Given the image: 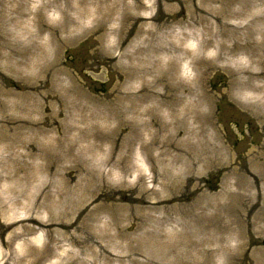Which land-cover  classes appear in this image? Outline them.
<instances>
[{
    "label": "rangeland",
    "instance_id": "obj_1",
    "mask_svg": "<svg viewBox=\"0 0 264 264\" xmlns=\"http://www.w3.org/2000/svg\"><path fill=\"white\" fill-rule=\"evenodd\" d=\"M134 1L125 0L116 8L118 0H0V204L5 205L0 207V223L11 222L16 215L73 225L68 234L57 227L48 237L31 224L37 233L14 240L10 247L3 245L8 238L0 231V262L9 259L17 264L19 255L28 263L27 251L42 255L46 243L50 252L41 264H118L100 259L98 243L104 241L100 244L108 252L124 256L139 252L138 261L154 264L148 260L162 256L149 242L146 249L138 247L142 241L127 249L104 238L121 234L125 245L128 238L143 239L154 229L156 236L149 237L158 240L157 249L167 250L166 257L176 253V260L183 259L170 264L199 260L225 264V255L227 264H264V151L260 149L264 111H257L231 86L245 77L241 68L248 72L247 56L256 61L258 55L264 64L263 36L251 49H242L243 59L239 56L235 63L223 52L219 56L216 47L198 52L197 39L190 38L186 45L196 53H190L184 66L170 64L174 83L186 91L197 86L211 100L205 116L220 128L216 144L227 148L207 163L190 161L193 167L186 174L177 169L169 174L165 167L170 157L160 155L156 146L153 151L140 150L139 144L126 148L131 128L141 129L145 121H152L151 111L143 113V107L152 108V100H143L138 114H129L124 124L76 112L73 106L90 99L88 110L95 107L97 112L105 105L101 100L111 93L108 103L121 97L118 92L126 86L134 84L137 89L132 92L140 95L146 93L138 91L141 85L146 89L152 83L148 74L145 83L132 79L150 56L146 36L138 34L137 25L146 23L143 28L150 31L151 21L120 24L114 21L118 16L114 11L112 21L104 22L108 11L121 12ZM152 4L155 7L146 11L149 17L157 14L161 3L152 0ZM171 5L165 13H174ZM170 25L178 29L175 21ZM196 28L201 31L202 24ZM124 53L127 56L122 58ZM194 59L200 64L192 63ZM164 61L162 68L168 63ZM263 70L264 65L259 71ZM193 99L187 92V101ZM209 132H213L210 127ZM184 136L175 135L172 144L176 146ZM182 163L178 161L176 167ZM14 171L18 176L6 178ZM144 189L151 191V201L161 200L158 210L147 213L146 205L130 199L141 196ZM199 202L200 215L194 218ZM163 217L167 221L161 228L157 220ZM199 218L200 226L193 222ZM184 226L188 235H180ZM157 229H163L162 234L157 235ZM130 260L120 264H133Z\"/></svg>",
    "mask_w": 264,
    "mask_h": 264
},
{
    "label": "bare ground",
    "instance_id": "obj_2",
    "mask_svg": "<svg viewBox=\"0 0 264 264\" xmlns=\"http://www.w3.org/2000/svg\"><path fill=\"white\" fill-rule=\"evenodd\" d=\"M124 1L125 0H118V2L115 3V7L121 6ZM158 1L161 4L155 16L151 15L149 17L150 13H146L147 10L150 11L155 7V4H152V0H137L136 2L134 1V3L131 2L126 4L125 7L123 6L124 8L121 9L123 10L121 12L113 8L108 11L104 19L105 24L107 23L108 25L112 21V18H114L112 15L116 12L118 16L114 21H120V24H122L123 20L133 21L136 24L140 22L142 18L151 21V24L148 25L151 29L150 31L143 28L146 23L137 25L138 34L146 36L144 42L147 44V52H150V56L144 61V63L147 64L146 67L137 71L136 78H132L145 83L146 80L144 78L147 74L153 76V81L152 83L149 82L148 88L145 89L141 85L138 89L139 92L146 91V93L140 95L133 93L132 90L137 89L133 84L134 87L129 85L126 86L124 90H120L118 94L120 95V93H122L123 95L113 99L112 103H108L110 98L113 97L112 93L109 99L101 100L105 105L103 107L99 106L97 112H95V107H93L92 111L88 110L89 103L93 104L90 99H85V104H83L81 100L76 101L73 106L76 108V112L87 113L95 117L97 116L100 119H105V121L115 120L119 122V124H124L127 122L129 114L133 116L136 115V112L138 114V107L142 105L143 100L146 102L152 100V108L150 107L148 109L143 107V113L148 114L149 111H151L149 116L152 117V121H145L141 129H138L136 126L131 128V136H129L130 142L126 145V148L131 145L139 144L140 150L153 151L154 146H156L160 151V155L166 156L167 158L170 157L165 167L169 174H173L172 172L176 169L186 174L190 171V168L193 167L190 165V161L199 163L203 160V163L205 161V163H207L216 158V156H221L222 152L227 148L224 145L216 144L217 137H215V135L218 133V135H220V128L216 126L214 121L209 120V117L206 118L205 116V108L211 100L207 99L206 94L201 92L200 88L197 86L194 89L186 91L183 85L174 83L173 77L169 75L170 64L181 63V66H184L185 64L183 65V63L186 62V59H189L190 53H196V50H189L186 45L190 38L197 39L199 43L198 52H200V49L205 50L210 47H216L215 49L219 51V56L221 52L226 56H230L228 57L229 62L235 63V61H240L241 58H238L239 56L242 57V55H239L240 51L242 49H251L252 45L257 44L260 36L264 37V0ZM170 4H173L171 6L174 9V13L167 14L165 11L170 7ZM93 21H96V19ZM172 21H175V26L178 27L177 30L171 29L172 26L170 23ZM200 24H202V30L198 31L196 26H200ZM117 31L118 29L114 30V34H117ZM126 56L127 55L124 53L122 58ZM247 58H249L250 64L247 68L248 72H246V68H241L240 70H243V73H241L245 75V77H239L235 81H232L231 86L237 93L252 101L251 104L256 105L257 111H264V70L259 71L262 70L264 64L258 60V55L256 61L253 60V55H249ZM165 59L168 60V63L162 68ZM192 63L196 66L200 64L195 59ZM204 74H206V72H204ZM204 74H202V79ZM200 78H197V82L200 81ZM132 79L128 80L131 81ZM187 92L189 95H193L195 98L193 101H187ZM122 101H127L128 103L121 105ZM182 104H184V107H182L180 111L179 109L177 110L176 107ZM101 111L104 113V117H101ZM156 126L157 128H154ZM209 127L213 130L212 133L209 132ZM150 128L152 129L150 130ZM142 133L145 134L142 135ZM175 135H185L183 139L176 142V146L172 144L175 140ZM146 137H148V139H146ZM147 141L149 142L147 143ZM7 149L11 150L12 148L7 147ZM260 149L264 151V139ZM207 155L211 156L205 158ZM258 155L262 156V152H259ZM200 157L203 158L200 159ZM178 161L183 162L181 165V167L183 166L185 168L183 171L180 170L181 167L179 169L176 167ZM14 176H18L17 171L11 174L8 173L6 178ZM140 180L142 181L143 177H140ZM236 183L239 185L238 182ZM150 196L151 191L144 189L141 196L131 197L130 199L133 202L146 205V212L151 213L154 212L155 209L158 210L157 206L162 202L157 199L151 201ZM12 205L13 204L10 206ZM4 206V202L0 204V207ZM162 208L165 209V206ZM194 210L195 212L199 211L194 214V218H196L200 215V202L194 207ZM119 214L120 213H118V215ZM10 219L11 222L9 223H0L1 234H7L8 240L3 242V245L6 247H10L12 242L16 239L29 234H36L38 229L46 231L49 237L54 232V228H62L65 230L64 234H68L69 228L73 226L72 224L64 223V225L50 221L40 222L34 218L21 219L18 218V216L16 218V215H13ZM166 221V217L159 218L157 220L158 227L162 228ZM193 222H198L200 226V218L199 220H193ZM31 224L38 226V229ZM189 230L193 232L195 231V227L192 226ZM162 231L163 229L159 231L157 229V235H159V233L162 234ZM172 232L174 234L177 233L175 229H173ZM198 232L199 231H196V233ZM153 233H156L154 229ZM153 233L150 234V230H148V233L143 239L128 238L125 245L121 240L124 236L122 237L121 234H109L104 238L111 242L116 248L122 247L130 249L132 244L136 243L135 241H142L141 245L137 244L140 249H146L152 246L153 249H156L155 251H158V256L159 253L160 256H162V259L148 260L154 264H170L182 259L179 256V260H176L178 257L176 253L170 255V257H166V253H169L167 250H162L161 248L157 249L159 247L158 240H156L155 237H149V235L156 236V234ZM180 235H188L185 226ZM89 241L94 243L91 239ZM103 242L104 241H100V243ZM147 242H149L151 246L148 245ZM100 243H98L101 250L100 259L105 263L119 261L118 264H120L123 262V259L131 257L130 262L133 264H150L148 262H140L135 258V255L139 252H128L125 256L122 254H113L112 252H108L106 246ZM109 245L111 246V244ZM49 252L50 246L45 243L42 255L36 254L34 249H29L27 251V257H30L31 260L28 263L23 262V259L19 255H16L15 262L17 264H41L44 259L43 255L49 254ZM102 252L106 253V255H103ZM2 260L0 264H10L9 259H6V261ZM222 261L227 264L229 262L228 255L223 256ZM198 264L209 263L206 261L200 263L199 260Z\"/></svg>",
    "mask_w": 264,
    "mask_h": 264
}]
</instances>
